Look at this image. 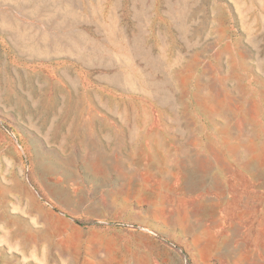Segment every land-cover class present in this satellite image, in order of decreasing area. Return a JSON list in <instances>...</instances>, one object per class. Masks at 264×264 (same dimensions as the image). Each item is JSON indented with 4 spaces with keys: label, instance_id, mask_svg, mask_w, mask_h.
I'll return each mask as SVG.
<instances>
[{
    "label": "rangeland",
    "instance_id": "obj_1",
    "mask_svg": "<svg viewBox=\"0 0 264 264\" xmlns=\"http://www.w3.org/2000/svg\"><path fill=\"white\" fill-rule=\"evenodd\" d=\"M0 264H264V0H0Z\"/></svg>",
    "mask_w": 264,
    "mask_h": 264
}]
</instances>
